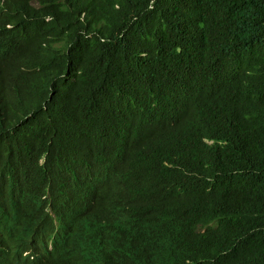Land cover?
I'll return each mask as SVG.
<instances>
[{"label":"trees","instance_id":"trees-1","mask_svg":"<svg viewBox=\"0 0 264 264\" xmlns=\"http://www.w3.org/2000/svg\"><path fill=\"white\" fill-rule=\"evenodd\" d=\"M75 5L104 18L113 15L114 22L136 19L157 44L179 36L187 46V71L195 68L190 72L196 77L171 87L148 79L157 92L168 91L169 99L180 101L169 103L179 107L166 115L169 129L162 134L128 142L123 133L72 171L80 187L67 190L68 180L60 175L49 190L26 194L32 217L51 207L61 216V230L72 225L70 252L51 264H264V0H77ZM15 17L22 45L10 60L0 61V83L55 98L63 71L51 43L59 35L36 12L17 10ZM190 35L211 52L204 53ZM180 47L177 41L169 45L173 52ZM164 56H147L140 67ZM204 60L210 62L206 72ZM99 76L93 72L73 90L92 99L102 93ZM141 76L163 75L156 69ZM149 87L142 86L136 97H151ZM141 119L140 113L125 114L135 129ZM18 129L0 104V185L21 181L31 187L37 176L13 168ZM202 133L215 144H205ZM85 208L92 214L88 219H82ZM88 230L99 234L104 246L95 261L86 256Z\"/></svg>","mask_w":264,"mask_h":264},{"label":"clouds","instance_id":"clouds-1","mask_svg":"<svg viewBox=\"0 0 264 264\" xmlns=\"http://www.w3.org/2000/svg\"><path fill=\"white\" fill-rule=\"evenodd\" d=\"M76 1L27 0L16 5L0 1V61L10 60L22 45L16 11H32L59 35L52 41L51 51L56 55L59 71H63L55 98L34 97L0 83L3 112L19 126L14 136L19 151L13 168L37 176L31 187L21 181L0 185V264H51L60 259L56 256L65 257L72 247L68 235L72 225L66 224L61 230V216L53 213L51 207L47 214L32 217L26 210V194L49 190L60 175L69 181L65 183L67 190L80 187L82 181L72 179V171L80 170L87 158L103 154L106 143L117 142L123 133L129 136L128 142L140 135L147 138L162 134L169 129L166 115L179 107L169 103L180 101L169 99L168 91L157 92L148 79L171 87L196 77L190 72L195 68L187 71V46L179 36L157 44L150 30L136 19L114 22L113 15H95L87 8L76 7ZM188 38L204 53L211 52L210 46L196 36ZM175 41L181 47L173 52L169 45ZM84 42L89 43L87 49ZM158 54L165 56L155 59L151 66L140 67L143 58ZM209 65L204 60L202 71L206 72ZM156 69L163 76H141ZM93 72L100 74L97 81L102 93L85 99L73 89L82 86ZM145 85L150 86L153 95L142 100L136 97V91ZM146 109L147 113H143ZM126 113H140L139 128L125 121ZM205 135L202 133L201 137ZM203 142L215 144L208 135ZM238 152L239 147H233L231 160ZM252 170L259 173L253 167ZM90 213L85 208L82 219L91 217ZM87 234L86 256L95 261L104 253L103 242L99 234L91 230Z\"/></svg>","mask_w":264,"mask_h":264}]
</instances>
